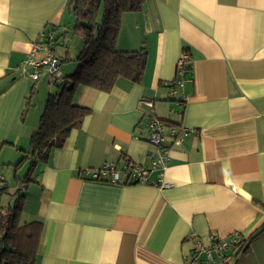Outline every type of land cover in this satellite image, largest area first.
Masks as SVG:
<instances>
[{
    "label": "crops",
    "instance_id": "obj_1",
    "mask_svg": "<svg viewBox=\"0 0 264 264\" xmlns=\"http://www.w3.org/2000/svg\"><path fill=\"white\" fill-rule=\"evenodd\" d=\"M70 2L0 0L5 183L14 170L0 208L13 205L17 184L29 175L21 224L32 227L35 264H213L205 256L192 260L193 244L235 233L242 243L229 254L232 263L217 264H264V0H144L139 12L124 13L116 49L148 54L141 82L119 78L108 93L76 86L74 104L91 113L63 148L34 162L32 135L60 88L50 87L44 71L34 81L23 65L39 35L53 32L49 51L61 59L62 74L77 72L83 44L71 54L74 37H82L73 32ZM185 52L190 70L178 95L189 100L183 105L169 85ZM42 82L49 93L35 103ZM141 100L153 101L154 109ZM151 116L166 123L168 145L171 125L190 131L180 146H171L163 173L171 188L159 187L156 171L148 184L83 177L124 158L150 168Z\"/></svg>",
    "mask_w": 264,
    "mask_h": 264
},
{
    "label": "trees",
    "instance_id": "obj_2",
    "mask_svg": "<svg viewBox=\"0 0 264 264\" xmlns=\"http://www.w3.org/2000/svg\"><path fill=\"white\" fill-rule=\"evenodd\" d=\"M143 2L144 0H71L70 8L75 19L73 32L83 40V47L75 60L78 70L70 77L65 76L64 83H55L60 88L59 93L50 95L39 128L31 138L29 154L34 156V162H43L52 150L63 148L70 134L80 129L91 113L74 104L76 86L108 93L119 78L141 82L147 69L148 54L145 51L119 52L116 44L122 15L139 12ZM101 10L103 19L98 24ZM83 22L89 24L90 28L83 27ZM59 60L61 61L60 58ZM186 70L188 73L190 69ZM26 159L25 156L16 165V169ZM22 182L15 188L13 205L0 208V264H35L37 244L32 227L21 224L24 205L22 192L30 182V176L27 175ZM8 189L9 185L6 183V187L0 192V198ZM247 251L248 247L243 253Z\"/></svg>",
    "mask_w": 264,
    "mask_h": 264
},
{
    "label": "built area",
    "instance_id": "obj_3",
    "mask_svg": "<svg viewBox=\"0 0 264 264\" xmlns=\"http://www.w3.org/2000/svg\"><path fill=\"white\" fill-rule=\"evenodd\" d=\"M54 41L53 32H42L33 43V48L24 61L23 68L25 71H33L31 76L34 81H37L40 73L44 71L51 82H64L65 77L61 72V61L52 51H49ZM189 60V54L184 53L178 63V77L174 83L169 85L170 87H174L173 94L175 95V101L183 105L188 102L189 96L178 95V93L184 87ZM140 105L148 109H154L155 104L151 100H141ZM169 128V138L172 141L171 145L166 144V123L152 116L148 120L149 143L153 148L147 156L150 168L124 158L121 163H105L100 169L85 171L83 172V177L95 182L109 183L112 185L148 184L151 182V173L156 171L159 176L157 183L159 187L162 189L171 188V185L164 181L163 176L170 161V149L171 146H180L190 131L182 125H171ZM5 184L4 178L0 175V192L4 189ZM193 239L194 236L190 237L189 241ZM241 243L242 235L239 233H235L227 239H221L216 235H211L208 238V245L202 241H196L193 244L190 258L196 260L201 256H205L213 264H217L218 261L232 263L229 254H233ZM188 259L187 257L185 260L189 262Z\"/></svg>",
    "mask_w": 264,
    "mask_h": 264
},
{
    "label": "rangeland",
    "instance_id": "obj_4",
    "mask_svg": "<svg viewBox=\"0 0 264 264\" xmlns=\"http://www.w3.org/2000/svg\"><path fill=\"white\" fill-rule=\"evenodd\" d=\"M102 9V8H101ZM102 10H101V12H100V14H99V16H98V20H97V23L98 24H100L101 22H102V19H103V14H102ZM71 38H69L68 39V41L67 42H69V40H70ZM73 39V38H72ZM80 44H83V42H82V39L79 37V36H75L74 37V41L72 42V49H71V54H73V55H77V53L79 52L78 50L80 49L79 48V46H80ZM77 47L79 48V49H77ZM81 47V46H80ZM58 50H59V48H58ZM58 50H57V52H58ZM59 53L60 54H63L64 53V50L63 49H60L59 50ZM63 57H65L64 55H63ZM43 79H44V81H46V76L45 77H43ZM47 83L46 82H42V84H41V87H40V90H38L37 91V93H36V95L34 96V98H35V103H39V101L40 100H42L43 101V99L47 96V93H49V89H48V86L46 85ZM55 86H57L56 84H54V83H51V88H53V89H56L57 87H55ZM40 91V92H39ZM10 170V169H9ZM13 175H14V170H10V175H5V177H6V182L7 183H10L11 182V180H12V177H13ZM26 176V175H25ZM24 176V177H25ZM23 177V178H24Z\"/></svg>",
    "mask_w": 264,
    "mask_h": 264
},
{
    "label": "water",
    "instance_id": "obj_5",
    "mask_svg": "<svg viewBox=\"0 0 264 264\" xmlns=\"http://www.w3.org/2000/svg\"><path fill=\"white\" fill-rule=\"evenodd\" d=\"M81 24H82V26H83V27H85V28H87V29H89V28H90V25H89V24H87V23H84V22H83V23H81Z\"/></svg>",
    "mask_w": 264,
    "mask_h": 264
}]
</instances>
